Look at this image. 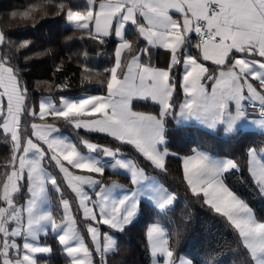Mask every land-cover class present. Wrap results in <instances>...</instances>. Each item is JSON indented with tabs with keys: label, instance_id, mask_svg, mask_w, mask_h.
Returning <instances> with one entry per match:
<instances>
[{
	"label": "snow or ice",
	"instance_id": "obj_1",
	"mask_svg": "<svg viewBox=\"0 0 264 264\" xmlns=\"http://www.w3.org/2000/svg\"><path fill=\"white\" fill-rule=\"evenodd\" d=\"M41 20L56 32L15 30ZM47 60L51 77L33 81ZM194 126L239 151L181 154L177 135ZM0 136V264H47L50 235L64 264H115L144 217L150 264H264V213L231 182L264 199V0H31L0 14ZM193 205L231 239L182 255Z\"/></svg>",
	"mask_w": 264,
	"mask_h": 264
},
{
	"label": "trees",
	"instance_id": "obj_2",
	"mask_svg": "<svg viewBox=\"0 0 264 264\" xmlns=\"http://www.w3.org/2000/svg\"><path fill=\"white\" fill-rule=\"evenodd\" d=\"M31 2V0H0V14L10 11H23L25 7ZM43 24V27L39 25ZM57 25L53 24L51 21H39L37 28L39 31L32 29L30 26H21L18 31L21 35L20 38H29L33 40L44 39L54 33L57 30ZM29 33L28 35H24ZM52 39L60 40L61 36L53 35ZM78 51L77 48L65 49L60 54L67 59L71 56L73 52ZM107 56L101 55L97 60L96 64L98 67L107 66L106 64ZM73 68L75 64L73 63ZM52 61L47 60L45 62L36 61L35 66L30 69L31 79L37 80H47L51 77ZM79 80L76 79L73 82L74 92L79 91ZM91 88L98 89L99 85H92ZM48 95V93H44ZM39 95V93L37 94ZM147 110L151 111L149 107ZM49 123H55L60 129V132L72 135L74 141L76 140L75 132L71 126H65L63 121H53L51 118ZM83 135V133H81ZM259 139L258 135L254 137ZM91 139L94 141L102 139L100 136H92ZM200 144L203 148L207 149L209 152L218 154H231L233 152H238L240 146L235 144L233 141L229 140L225 135L221 133L210 134L208 130L200 128L199 126L189 127L183 132L177 135L174 143L175 148L181 150V154L187 152L190 147H195ZM8 155L7 145L5 144L3 137L0 136V164H3ZM175 166L173 165V168ZM111 175V173H108ZM113 179H119L121 183H125L123 178H117L115 176ZM232 184L235 185L237 190L243 194L250 202L258 213H264V199H261L256 195L255 191L251 188L248 183L241 182L236 177L231 180ZM181 192V200L177 203L174 213L171 215L179 222L181 211L183 210V199ZM186 211V210H185ZM192 212L194 214V219L192 220V230L186 237L182 244L181 254L187 253H200L203 254V249L208 247H216L224 244L226 241L231 239L229 231L224 227V225L218 220L214 219L211 215L206 213L204 210L200 209L198 205H193ZM148 222V218H140L133 226H130L128 232L120 237L121 252L114 257H112L115 264H150V256L145 251L143 232L145 225ZM48 242L53 246V253L50 256H45L44 260L47 264H64V256L60 251L56 242L52 239L51 235L48 238Z\"/></svg>",
	"mask_w": 264,
	"mask_h": 264
},
{
	"label": "rangeland",
	"instance_id": "obj_3",
	"mask_svg": "<svg viewBox=\"0 0 264 264\" xmlns=\"http://www.w3.org/2000/svg\"><path fill=\"white\" fill-rule=\"evenodd\" d=\"M62 135H64V136H67V137H69L70 139H73V136L72 135H68V134H65V133H62V132H60ZM219 133H221V134H223L222 132H219ZM73 141H74V139H73Z\"/></svg>",
	"mask_w": 264,
	"mask_h": 264
},
{
	"label": "crops",
	"instance_id": "obj_4",
	"mask_svg": "<svg viewBox=\"0 0 264 264\" xmlns=\"http://www.w3.org/2000/svg\"><path fill=\"white\" fill-rule=\"evenodd\" d=\"M200 128H202V127H200ZM66 134V133H65ZM222 135H224V134H222ZM73 140V139H72Z\"/></svg>",
	"mask_w": 264,
	"mask_h": 264
}]
</instances>
